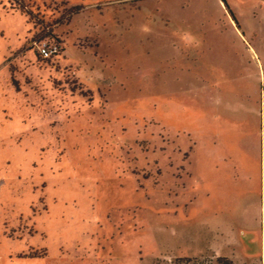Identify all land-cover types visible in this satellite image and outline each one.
<instances>
[{
	"label": "rangeland",
	"instance_id": "1",
	"mask_svg": "<svg viewBox=\"0 0 264 264\" xmlns=\"http://www.w3.org/2000/svg\"><path fill=\"white\" fill-rule=\"evenodd\" d=\"M0 264H264V0H0Z\"/></svg>",
	"mask_w": 264,
	"mask_h": 264
},
{
	"label": "built area",
	"instance_id": "2",
	"mask_svg": "<svg viewBox=\"0 0 264 264\" xmlns=\"http://www.w3.org/2000/svg\"><path fill=\"white\" fill-rule=\"evenodd\" d=\"M38 50L43 58H49L51 55L57 52V48L49 46L48 43L42 44L40 47H38Z\"/></svg>",
	"mask_w": 264,
	"mask_h": 264
},
{
	"label": "trees",
	"instance_id": "3",
	"mask_svg": "<svg viewBox=\"0 0 264 264\" xmlns=\"http://www.w3.org/2000/svg\"><path fill=\"white\" fill-rule=\"evenodd\" d=\"M40 42H42V41H40ZM185 262L187 261V260H184Z\"/></svg>",
	"mask_w": 264,
	"mask_h": 264
}]
</instances>
